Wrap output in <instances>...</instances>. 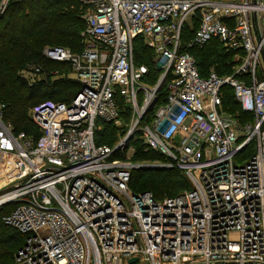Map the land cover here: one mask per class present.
I'll return each instance as SVG.
<instances>
[{
	"label": "built area",
	"instance_id": "1",
	"mask_svg": "<svg viewBox=\"0 0 264 264\" xmlns=\"http://www.w3.org/2000/svg\"><path fill=\"white\" fill-rule=\"evenodd\" d=\"M80 2L81 51H43L70 66L80 92L30 110L37 142L0 113V171L18 173L0 207L16 204L3 221L25 239L13 264H264V0ZM188 25L190 47L216 40L233 54L231 74H201L183 47ZM138 39L158 57L154 85L135 63ZM166 82L165 101L140 128ZM225 88L251 120L229 112ZM120 100L131 128L114 147L97 145L102 123L121 122ZM137 131L191 190L162 201L130 190L140 164L112 158Z\"/></svg>",
	"mask_w": 264,
	"mask_h": 264
},
{
	"label": "trees",
	"instance_id": "2",
	"mask_svg": "<svg viewBox=\"0 0 264 264\" xmlns=\"http://www.w3.org/2000/svg\"><path fill=\"white\" fill-rule=\"evenodd\" d=\"M3 1L0 0V9ZM82 6L80 0H9L4 11L0 10V113L3 122L11 125L15 135L24 134L37 142L41 132L33 124L29 111L35 105L47 100L70 102L80 92L81 86L75 79L65 77V74L57 69L50 71L44 68L43 63L47 59L43 51L46 48H65L74 53L81 51V33L85 27L82 18L84 14L79 9ZM192 37L193 29L186 28L183 33V47L195 57L203 76L209 74L208 70L211 67H214L217 71L214 72L220 76L231 74L234 65L233 54L226 52L216 40L204 47H190ZM149 53L154 54L138 39L134 49L135 63L150 67L144 82L154 85L162 70L159 66L157 69L153 68ZM49 62L67 66L71 76L68 64ZM29 65L34 69L27 71ZM23 72L33 73L36 79L29 82ZM151 80L156 81L151 82ZM161 91L162 89L159 91L158 101L163 99L160 101L162 103L166 97H161L163 95ZM224 92L225 107H228L229 112L241 119L251 120L250 115L241 111L233 91L225 88ZM41 97L45 99L39 101ZM158 101L157 105L161 104ZM119 102L123 120H128L131 108L123 100ZM118 130L112 123H102L101 129L95 135L96 144L114 147L120 140ZM138 133H135L130 142H134L139 136ZM127 148L128 145L124 151L115 152L112 159L123 160ZM131 162L145 165L167 163L169 159L159 152L147 149L143 144L135 146ZM129 188L134 194L149 192L155 200L162 201L165 197H174L183 191L191 190L192 184L185 172L175 167L151 171L134 169L131 172ZM3 207L0 209V264H13L25 239L16 229L3 221L16 204Z\"/></svg>",
	"mask_w": 264,
	"mask_h": 264
},
{
	"label": "rangeland",
	"instance_id": "3",
	"mask_svg": "<svg viewBox=\"0 0 264 264\" xmlns=\"http://www.w3.org/2000/svg\"><path fill=\"white\" fill-rule=\"evenodd\" d=\"M8 1L9 0H4L3 1V4L4 5H7V3H8ZM79 9H80V11H82L83 12V14L85 13V11H86V8L84 7V6H82V7H79ZM83 18V17H82ZM194 27V26H193ZM188 28L190 29V30H192V27H190L189 25H188ZM150 55H151V62H152V64L154 65V67L153 68H156L157 69V66H158V63H157V56L155 55V54H152V53H149ZM52 62H49V60H45L44 61V68L47 70H50V71H53V70H58V71H60V72H62V73H64L65 74V77H67V78H69V77H71V76H69V68L67 67V66H63V65H60V64H58V65H56L55 63L54 64H51ZM142 63H144V62H142ZM146 66V65H145ZM148 69L150 68L148 65L146 66ZM210 70H208L209 71V73L210 72H212V71H214L215 70V68L214 67H211V68H209ZM149 71V70H148ZM216 71V70H215ZM206 71L204 70V73H205ZM217 72V71H216ZM231 72H232V69H231ZM208 73V72H207ZM206 73V74H207ZM227 72H225V74H226ZM23 75L28 79V81L29 82H33L36 78H35V75L33 74V73H30V72H23ZM221 75H223V74H221ZM227 75V74H226ZM229 75V74H228ZM157 78H158V76H157ZM157 81L159 80V78L158 79H156ZM156 80H151V82H154V81H156ZM167 82L164 84V86H163V88H162V93H163V95L161 96L162 98H165L166 97V95H167ZM164 93H166L165 95H164ZM45 98H43V97H41V98H39V101H41V100H44ZM161 100H163V99H160L158 102H160ZM161 103V102H160ZM159 106H160V104L158 103V105H156V106H154L153 108H152V110L150 111V113H149V115L147 116V118L140 124V128L141 127H143L144 125H148L149 123H150V121H151V118H152V116H153V114H154V112L159 108ZM29 114H30V111H29ZM131 125H132V118H131V114L129 115V118H128V120H123V117H122V120H121V122L117 125V128L119 129L118 130V138L120 139V138H124L126 135H127V133H128V131H129V129L131 128ZM137 132H139L138 134H139V136L136 138V139H134V142H136V143H134L133 141L132 142H130L129 144H128V148L126 149V152H125V158H123V160H121V161H127V162H131V158L133 157V155H134V152H135V146H139V145H143V142H142V137H141V131H137ZM138 139V140H137ZM168 163V162H167ZM166 163L165 162H162V163H160V162H157V163H154V165H165ZM145 165H149V164H145ZM17 172V171H16ZM15 172V174H11V175H9V174H7L6 173V171H4V170H2V171H0V198L1 197H3L4 195H6L7 193H9L10 191H12L13 189H14V187H15V185H16V182L17 181H15V180H13V179H15V178H17L18 177V173H16ZM198 175V174H197ZM13 181H15V182H13ZM166 198V197H165ZM164 199V198H163ZM4 207L2 206V207H0V209H3ZM142 262H143V259H141L137 264H142Z\"/></svg>",
	"mask_w": 264,
	"mask_h": 264
},
{
	"label": "water",
	"instance_id": "4",
	"mask_svg": "<svg viewBox=\"0 0 264 264\" xmlns=\"http://www.w3.org/2000/svg\"><path fill=\"white\" fill-rule=\"evenodd\" d=\"M168 123H166L167 125ZM135 135V132L134 133H131L125 140V143L127 145V143L133 138V136ZM125 145V146H126ZM163 168H167L166 166L164 165H154V164H149V165H139L136 167V169H142V170H145V171H151V170H156V169H163ZM137 261V258H134V259H131L129 261L130 264H133Z\"/></svg>",
	"mask_w": 264,
	"mask_h": 264
},
{
	"label": "bare ground",
	"instance_id": "5",
	"mask_svg": "<svg viewBox=\"0 0 264 264\" xmlns=\"http://www.w3.org/2000/svg\"><path fill=\"white\" fill-rule=\"evenodd\" d=\"M8 197H9V196H8ZM6 198H7V197H6ZM6 198H3V199L1 198V199H0V204H2V203L6 200Z\"/></svg>",
	"mask_w": 264,
	"mask_h": 264
}]
</instances>
